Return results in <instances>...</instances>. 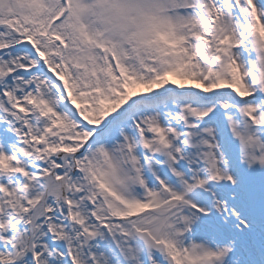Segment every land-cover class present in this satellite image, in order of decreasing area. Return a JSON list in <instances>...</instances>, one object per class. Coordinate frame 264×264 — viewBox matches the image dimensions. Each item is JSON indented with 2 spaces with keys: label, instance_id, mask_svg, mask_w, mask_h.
I'll return each instance as SVG.
<instances>
[{
  "label": "snow or ice",
  "instance_id": "snow-or-ice-1",
  "mask_svg": "<svg viewBox=\"0 0 264 264\" xmlns=\"http://www.w3.org/2000/svg\"><path fill=\"white\" fill-rule=\"evenodd\" d=\"M0 264H264V0H0Z\"/></svg>",
  "mask_w": 264,
  "mask_h": 264
}]
</instances>
